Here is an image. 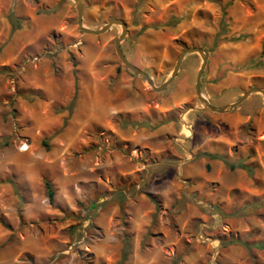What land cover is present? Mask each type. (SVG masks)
Returning <instances> with one entry per match:
<instances>
[{"label":"rangeland","instance_id":"rangeland-1","mask_svg":"<svg viewBox=\"0 0 264 264\" xmlns=\"http://www.w3.org/2000/svg\"><path fill=\"white\" fill-rule=\"evenodd\" d=\"M80 1L156 87L202 48L213 107L264 90V0ZM76 18L0 0V264H264L262 95L204 109L197 53L155 91Z\"/></svg>","mask_w":264,"mask_h":264},{"label":"water","instance_id":"water-1","mask_svg":"<svg viewBox=\"0 0 264 264\" xmlns=\"http://www.w3.org/2000/svg\"><path fill=\"white\" fill-rule=\"evenodd\" d=\"M75 4H76V12H77V18H76V24L79 28V30L82 33L85 34H92V35H100L104 32H106L108 29H110V27H112L113 25H119L121 27V32L118 36V38H116L114 40V50L115 53L118 57V59L120 60V62L126 67L128 68L130 71L143 76L148 85L155 91H161L163 90L176 76L179 66L183 60V58L188 55V54H193V53H197L199 54L200 58H201V64L199 67V70L196 74V79H195V86H194V90H195V94L197 97V101L201 104V106L204 109L207 110H211V111H215V112H225L228 109H232L236 106H238L240 103H242L250 94L252 93H260L262 95L263 98V103H264V90L262 89H258V88H250L247 92H245L236 102L229 104L227 107L225 108H221V109H217L215 107H213L207 99H205L201 92H200V78L202 75V72L205 68L206 62H207V52L202 49V48H187L185 49L177 58L176 63L174 65V68L171 72L170 78L169 80H167L164 84H162L159 87H156L153 82L148 78V76L146 74H144L141 70L137 69L135 66L131 65L128 60L126 59V57L124 56V54L121 51V47H120V43L121 41L124 39L125 35H126V25L119 19L116 18H111L109 19L99 30H90L87 28L83 27V23H82V4L80 0H72Z\"/></svg>","mask_w":264,"mask_h":264},{"label":"trees","instance_id":"trees-1","mask_svg":"<svg viewBox=\"0 0 264 264\" xmlns=\"http://www.w3.org/2000/svg\"><path fill=\"white\" fill-rule=\"evenodd\" d=\"M3 145H5V144H3ZM45 187H46L47 197H48L49 201L51 202L52 198H53L54 191H53L50 183H48V182H46Z\"/></svg>","mask_w":264,"mask_h":264}]
</instances>
